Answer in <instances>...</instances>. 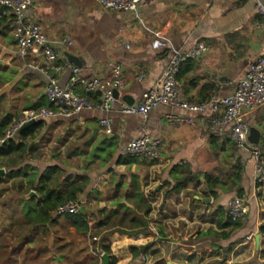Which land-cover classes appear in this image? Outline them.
<instances>
[{"label": "crops", "instance_id": "obj_1", "mask_svg": "<svg viewBox=\"0 0 264 264\" xmlns=\"http://www.w3.org/2000/svg\"><path fill=\"white\" fill-rule=\"evenodd\" d=\"M257 2L264 6V0H145L136 12H122L102 8L99 0H32L31 17L43 32L53 40L71 41L69 46H55L58 63L64 64L55 74L61 86L68 84L75 65L68 61L67 54L80 60L78 67L88 77L109 79L112 65L118 64L121 68L122 86L109 112L83 108L71 118L42 121H64L80 130L78 137L89 141L88 153L99 144L103 146L96 157L91 156L92 160L99 161L100 167L69 172L89 177L85 192L79 196L89 203L84 205L85 211L103 216L116 210L118 202L133 198L129 185L132 176H137L135 183L141 186L144 199L151 205L147 231L135 235L115 232L108 237L115 264H246L256 250L262 249L264 183L254 181L255 159L249 150H239L237 155L232 141L231 151L227 150V144L222 147L220 143L229 139L225 135L217 136L215 145L210 143V136L214 135L209 128L210 111L190 114L178 108L158 106L145 121L139 115L121 111L123 104L137 103L142 92L158 86L161 71L172 54L197 43L205 44L207 50L192 59V69L177 79L182 96L197 103L230 94L249 64L264 55V28L260 25L262 17L257 11ZM155 38L166 41L167 48L153 49L151 41ZM36 59L33 55L24 58L18 55L6 21L0 27V69L12 77L8 76L4 90L16 85L20 90L29 91L25 92L26 107L17 116L13 117L8 109L4 113L3 116H11V121L32 109L29 106L39 99L47 101L46 77L27 66V62ZM31 74L39 76L43 85L33 83ZM37 89H40L38 95ZM75 92L93 104L101 101L98 94H82L79 86ZM104 115L111 119L110 134H105L100 124ZM181 116H191L193 122L178 120ZM248 120L260 132L255 145L263 154L264 105ZM143 133L159 139V157L155 160L139 157L130 164L116 165L127 142ZM20 137L19 133L12 140L17 142L16 138L20 140ZM105 138L112 139V144L105 142ZM109 148H113V153L103 162L101 157ZM228 153L240 155L241 180L236 187V191L241 190L240 196L236 191L221 188L215 189L214 195L208 191L203 178L206 172L212 174L222 169ZM173 167L178 169L172 172ZM13 169L17 168H10L8 172ZM188 172L200 178L199 185L188 182L175 191L173 187L179 177ZM116 185L120 186L118 190ZM235 196L248 206L247 214L241 218V227L235 230L218 227L219 222L226 221L227 203ZM96 210L103 211L99 214ZM121 212L119 208L113 214L118 216ZM95 219L93 215L89 225H95ZM53 227L64 229L62 224ZM68 229L75 231L71 225ZM222 231L230 236L220 237ZM248 235L252 240H243ZM130 248L138 249L134 258Z\"/></svg>", "mask_w": 264, "mask_h": 264}, {"label": "built area", "instance_id": "obj_2", "mask_svg": "<svg viewBox=\"0 0 264 264\" xmlns=\"http://www.w3.org/2000/svg\"><path fill=\"white\" fill-rule=\"evenodd\" d=\"M144 1L99 0V5L112 11L136 12ZM31 7L32 0H0V13L9 22L18 55L22 58L28 55L37 57L36 60L27 62V66L38 70L46 77L44 94L51 106L23 111L5 127L0 135V146L14 139L21 127L31 120L39 122L48 119H67L83 108H97L107 113L117 99L114 92L119 91L122 86L121 68L118 64L112 65V76L109 79H102L98 76L88 77L82 73L80 67L74 65L68 84L61 86L55 74L63 69L64 64L58 63L59 54L55 46H69L71 41L66 38L53 40L48 37L41 25L32 19ZM256 7L262 17L260 25L264 28V6L261 2H257ZM151 46L153 49H166L167 42L155 38L151 41ZM206 50L205 44L197 43L172 54L161 71L158 86L142 92L137 103L123 104L121 111L125 114L139 115L144 121L150 111L158 106L178 108L190 114H204L210 111L209 128L211 132L216 136L225 135L233 142L237 151L249 150L252 153L255 159L254 181L256 184H262L264 183V156L257 145L248 140L251 127L248 118L264 105V55L249 64L242 77L235 82L230 94L212 97L206 102H190L182 96L176 74L182 62L195 59ZM76 86L80 87L82 94L99 92L100 103L93 104L85 96L77 94ZM177 119L188 123L193 122L191 116H181ZM110 123L111 119L107 115L100 120L105 134L111 133ZM160 151L159 139L143 133L127 142L121 154L155 160L159 157ZM81 206L83 205L80 198L67 200L56 206L51 214L52 216L76 214L81 210ZM247 212L248 206L242 198L235 196L228 201L227 215L231 219L243 218ZM245 238L250 240L251 236L248 235Z\"/></svg>", "mask_w": 264, "mask_h": 264}, {"label": "rangeland", "instance_id": "obj_3", "mask_svg": "<svg viewBox=\"0 0 264 264\" xmlns=\"http://www.w3.org/2000/svg\"><path fill=\"white\" fill-rule=\"evenodd\" d=\"M8 76L12 77L11 74L8 75L0 69V119L7 109L13 117L17 116L28 102L25 93L28 91L27 88L20 90L14 85L11 89L4 90V83ZM30 77L33 83L43 85L42 79L36 74H31ZM36 92L38 95L40 89ZM79 134H81L80 130L64 121L45 122L33 136L23 139L20 137V140L16 138L17 142L22 140L27 143L26 155L20 157L14 154L9 157H0V169L3 170L0 174V264H95V262L102 264L99 238L101 233L110 226L97 229L92 223L90 231L83 235L68 229L70 223L63 216L52 219L45 225H36L34 219L26 218L27 212L23 203V200L29 198V193L33 191L27 189L28 176L41 173L48 165L59 164L66 167L60 174L59 180L75 169L82 170L88 166V169L95 170L100 167L99 161H94V158L92 160V152H87L88 139L78 137ZM32 143L36 144L34 149L31 148ZM227 150L231 151L232 145L227 144ZM228 154L226 161L224 160L221 164L222 169L212 174L229 173L232 170L240 155L235 157L234 154ZM236 154L238 155V151ZM20 166L24 168L28 176L9 178L10 168ZM80 200L83 206L89 205L83 197H80ZM92 214L95 220H98L99 215ZM115 218L118 216L112 218L111 222L116 223ZM127 221L125 220L124 223ZM55 224H62L64 229L59 227L55 230L53 227ZM252 258L246 261V264H264V244L262 249L255 251ZM134 264H140V262H134Z\"/></svg>", "mask_w": 264, "mask_h": 264}, {"label": "trees", "instance_id": "obj_4", "mask_svg": "<svg viewBox=\"0 0 264 264\" xmlns=\"http://www.w3.org/2000/svg\"><path fill=\"white\" fill-rule=\"evenodd\" d=\"M6 18L1 16L0 13V27H2ZM192 59H187L180 64L179 70L176 74V78L179 80L185 73L192 69ZM211 97L208 99L210 100ZM207 100V101H208ZM51 104L48 101H42L39 99L37 102L29 106L30 108H38V107H50ZM10 115H5L0 119V135L3 133L5 127L11 121ZM44 122L39 121L35 125L30 128L24 130L20 133L21 138H26L28 136H33L34 132L43 125ZM219 138L215 135L210 136V143L215 145ZM109 145L112 144V139L105 138L104 140ZM104 141L102 143H104ZM226 144H230V139L223 140L220 145L224 147ZM108 145V146H109ZM36 147L35 143L31 144V148L34 149ZM28 145L26 142L22 140L19 142H15L14 140H9L8 142L2 144L0 146V157H9L14 154H18L20 157L26 155ZM103 146L99 144L92 152V156L96 157L99 151ZM114 148V147H113ZM113 148H109V152H106L101 157L103 161H106L110 155L113 153ZM264 156V153H263ZM139 158L137 156H124L119 155L115 161L116 165L119 164H130L135 162L136 159ZM10 166V165H8ZM178 168L173 167L172 172H175ZM82 170H88V166L84 167ZM241 164L238 160L232 170L229 173H220L213 175L209 172L203 174L204 181L206 183L208 191L212 194H216L217 188H221L223 190H228L230 192L236 191V187L240 185L241 180ZM64 172V169L60 165H48L45 169L39 174H32L28 176L27 172L24 168L19 167L17 169H13L8 172L9 178H14L18 176H28V184L27 189L35 191L36 194L32 195L30 198L23 200L24 206L26 208V218L29 220L34 219V223L36 225H45L50 222L52 219L64 217L70 223V225L74 228L75 232L80 234H87L90 231L89 222L93 216L92 213L88 211H79L76 214H64L62 216H52V211L59 204L64 203L67 200H76L79 199V194H83L89 184V177L86 174H71L68 173L62 180H59L60 174ZM137 176H132V181L130 182L129 188L132 192L131 196L133 198H127L124 202H118L116 210H112L110 213H104L103 216L99 215L97 222H95V228L100 229L105 226H110L109 229L103 231L99 238V245L103 253H106L109 257V264H115L116 258L113 255L109 243L108 237L115 232L135 235L140 231H147L148 221L147 216L151 211L150 203L146 202L143 197L141 186L136 185ZM188 182H192L195 185H199L200 178L188 172L187 175L179 177L178 181L174 185L173 189L178 191L181 187L186 185ZM119 185H116L115 189H119ZM237 195L240 196L241 190L236 191ZM121 208L122 212L118 215L117 222H111L112 218L115 216L113 213L117 212V209ZM103 210H98L99 214ZM125 220H128L124 223ZM126 224V226H123ZM241 218L240 219H231L229 216L226 221L218 223V227L220 228H230L231 230H235L241 227ZM219 236L222 238H228L230 234L228 232H220ZM96 237V235H94ZM130 252L132 253V258L135 257L138 253L137 248H130ZM95 264H97L95 262Z\"/></svg>", "mask_w": 264, "mask_h": 264}, {"label": "water", "instance_id": "obj_5", "mask_svg": "<svg viewBox=\"0 0 264 264\" xmlns=\"http://www.w3.org/2000/svg\"><path fill=\"white\" fill-rule=\"evenodd\" d=\"M67 59L69 62L77 65V66H80L81 65V62L80 60L74 56V55H71V54H67ZM97 94H99V92H97ZM114 95L115 97L117 98L118 97V91H115L114 92ZM37 122L35 120H31L27 123H25L21 129L19 130V133L23 132L24 130L30 128L31 126L35 125ZM259 138H260V132L258 129H256L255 127L251 126L249 128V135H248V140L250 143L252 144H257L259 142ZM2 169H0V174L2 173ZM35 192L34 191H31L29 193V197H31L32 195H34ZM85 207L84 206H81V211H84ZM256 239H258V236H256ZM101 258H102V264H109V257L106 253H102L101 255Z\"/></svg>", "mask_w": 264, "mask_h": 264}]
</instances>
